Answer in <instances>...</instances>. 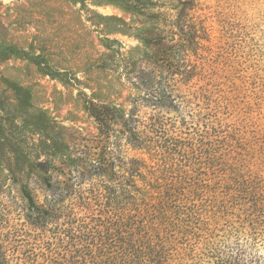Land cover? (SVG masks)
<instances>
[{
    "label": "trees",
    "instance_id": "16d2710c",
    "mask_svg": "<svg viewBox=\"0 0 264 264\" xmlns=\"http://www.w3.org/2000/svg\"><path fill=\"white\" fill-rule=\"evenodd\" d=\"M202 8L183 0L169 40L142 37L160 71L140 79L128 110L87 102L105 144L87 166L79 149L39 164L47 195L36 206L25 196L24 221L0 231V264L257 263L263 72L240 49L230 58L229 37L206 26Z\"/></svg>",
    "mask_w": 264,
    "mask_h": 264
},
{
    "label": "rangeland",
    "instance_id": "374dc122",
    "mask_svg": "<svg viewBox=\"0 0 264 264\" xmlns=\"http://www.w3.org/2000/svg\"><path fill=\"white\" fill-rule=\"evenodd\" d=\"M197 1L206 26L229 37L230 58L240 49L239 61L249 56L264 78V0ZM182 2L0 0V231L24 221L28 194L35 206L45 199L40 163L74 159L76 149L87 153L85 166L96 157L105 141L87 102L131 107L140 79L160 71L142 37L169 40ZM253 253L264 264V252Z\"/></svg>",
    "mask_w": 264,
    "mask_h": 264
},
{
    "label": "clouds",
    "instance_id": "9594fccd",
    "mask_svg": "<svg viewBox=\"0 0 264 264\" xmlns=\"http://www.w3.org/2000/svg\"><path fill=\"white\" fill-rule=\"evenodd\" d=\"M254 252L259 255L262 252H264V245H262L260 248L254 249Z\"/></svg>",
    "mask_w": 264,
    "mask_h": 264
}]
</instances>
